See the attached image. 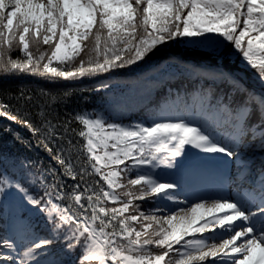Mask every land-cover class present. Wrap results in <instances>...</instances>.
Listing matches in <instances>:
<instances>
[{
	"label": "snow or ice",
	"instance_id": "snow-or-ice-1",
	"mask_svg": "<svg viewBox=\"0 0 264 264\" xmlns=\"http://www.w3.org/2000/svg\"><path fill=\"white\" fill-rule=\"evenodd\" d=\"M178 39L213 48L228 42L264 85V0H0L3 74L91 77L144 61ZM14 50L23 57L12 58ZM185 70L207 86L165 103L183 115L158 111L125 125L78 112L82 144L71 138V120L54 122L42 108L36 127L0 104V117L39 135L62 174L76 181L66 193L55 170L49 184L31 161L0 155V220L9 223L0 235V264H264V168L253 174L249 155L264 153V92L231 73ZM190 150L231 161L236 190L180 200L181 184L167 176L181 170ZM149 199L158 206L142 211ZM29 211L44 217L45 234ZM78 250L75 261L65 259Z\"/></svg>",
	"mask_w": 264,
	"mask_h": 264
},
{
	"label": "trees",
	"instance_id": "trees-1",
	"mask_svg": "<svg viewBox=\"0 0 264 264\" xmlns=\"http://www.w3.org/2000/svg\"><path fill=\"white\" fill-rule=\"evenodd\" d=\"M87 44L89 49L93 47V41L90 40ZM40 47L42 51L47 49L50 52L48 45ZM34 54H36L35 51ZM87 55L86 50L81 53L80 58H86ZM11 56L22 58L23 54L19 50H14ZM188 66H197L210 72L231 73L248 88L264 92V85L258 79L257 72L243 61L228 42L219 48H213L193 44L186 39H178L157 46L144 61L91 77L50 81L29 73H0V104L8 106L13 114L31 121L36 127H40L44 118L40 115L42 108L45 116L54 122L71 120V128L76 129L71 138L74 143L79 141L82 144L83 139L77 135L82 126L73 119L78 112L102 113L108 120L125 125L133 122H147L177 94L191 95L207 86L203 77H196L185 70ZM101 85H107V87L101 88ZM134 87L149 91L152 94L151 98L138 110L129 114L121 115L111 111V106L121 103L119 95ZM226 90L224 87L220 88L221 93ZM118 91L121 93L118 94ZM26 97L31 99L26 100ZM53 97H56L54 104L51 103ZM40 138L39 135L34 136L20 123L0 117V155L31 161L32 171L45 174L49 184L53 182V175L50 172L55 170L57 186L63 185L66 193L71 191V186L76 181L62 174L61 166L38 142ZM50 146L55 147L51 144ZM190 152L189 158L182 162L181 171L183 172L190 173L196 164L211 170L217 164L212 158H201L200 154L194 150ZM72 162L79 166L75 154H73ZM175 175L177 179H181L180 172H176ZM89 179L95 180L99 177L93 176ZM182 181L189 183L187 178ZM33 191L37 196L42 194L39 187ZM62 203L66 204L67 201ZM155 205L149 199L142 203L141 210L147 212ZM28 215L36 230L45 234L47 229L44 217L34 211H29ZM8 230L7 218L0 220V235L7 234ZM60 247L61 245H56L57 249ZM152 251L159 253L161 250L153 248ZM78 255L79 250L66 256L65 259L75 261Z\"/></svg>",
	"mask_w": 264,
	"mask_h": 264
},
{
	"label": "rangeland",
	"instance_id": "rangeland-1",
	"mask_svg": "<svg viewBox=\"0 0 264 264\" xmlns=\"http://www.w3.org/2000/svg\"><path fill=\"white\" fill-rule=\"evenodd\" d=\"M226 44L223 43L222 45ZM139 87V86H138ZM129 88L125 90V93H121V91H118L117 93L120 94L119 98L121 99L120 104H116L114 106H111V111L120 113L121 115L129 114L132 111L138 110L140 107H142L149 98H151L152 94L149 93V91L144 90L143 88ZM195 94V93H194ZM191 95H181V97L185 96H192ZM176 98V97H175ZM175 98L171 99L175 100ZM170 102V101H169ZM161 111H164L168 115L176 116V115H183L180 111L176 110L173 107H167L165 108V105L163 106V109ZM194 117V122H195ZM214 159L217 164L216 166L211 170L209 168L204 167L203 165H197L193 167V170L190 173H187L186 171H179L181 179H177L175 173L171 172L168 174V179H176L182 186V188L178 192V196L180 200H183L185 195H189L190 199H195L196 197H211V196H217V195H223V196H229L231 191L236 190V184H233L229 181L228 177L231 175L232 177H235L237 173L236 166L231 161H225L223 157H209ZM182 168V167H181ZM260 168H264V163L261 164L260 167H258L255 170H258ZM157 173L163 175V170L158 169L156 170ZM255 172V171H254ZM253 172V174H254ZM185 178L188 179L185 183ZM158 206L157 204L155 207ZM167 207L170 209H176V205L168 203ZM178 210V209H176ZM8 229H9V223L7 222ZM199 235V234H197ZM205 235H208L207 233Z\"/></svg>",
	"mask_w": 264,
	"mask_h": 264
},
{
	"label": "bare ground",
	"instance_id": "bare-ground-1",
	"mask_svg": "<svg viewBox=\"0 0 264 264\" xmlns=\"http://www.w3.org/2000/svg\"><path fill=\"white\" fill-rule=\"evenodd\" d=\"M250 157L252 158L251 167L253 169V172L255 169L261 166L262 163H264V153L260 152H251L249 153Z\"/></svg>",
	"mask_w": 264,
	"mask_h": 264
}]
</instances>
